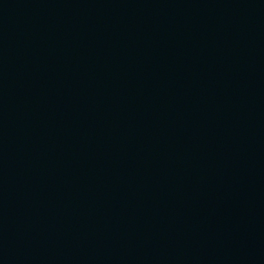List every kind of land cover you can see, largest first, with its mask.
<instances>
[{
	"label": "water",
	"instance_id": "95a60500",
	"mask_svg": "<svg viewBox=\"0 0 264 264\" xmlns=\"http://www.w3.org/2000/svg\"><path fill=\"white\" fill-rule=\"evenodd\" d=\"M0 264H264V0H0Z\"/></svg>",
	"mask_w": 264,
	"mask_h": 264
}]
</instances>
